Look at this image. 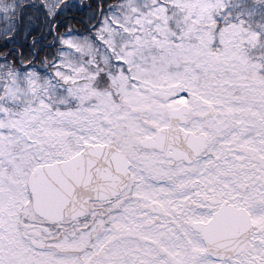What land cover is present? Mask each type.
Masks as SVG:
<instances>
[{"label": "snow or ice", "instance_id": "6c2138e0", "mask_svg": "<svg viewBox=\"0 0 264 264\" xmlns=\"http://www.w3.org/2000/svg\"><path fill=\"white\" fill-rule=\"evenodd\" d=\"M0 264H264V0H0Z\"/></svg>", "mask_w": 264, "mask_h": 264}]
</instances>
